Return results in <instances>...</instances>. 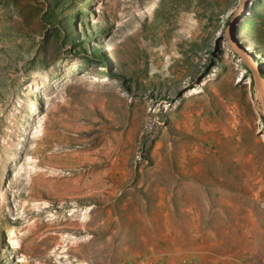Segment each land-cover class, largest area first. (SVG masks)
Returning a JSON list of instances; mask_svg holds the SVG:
<instances>
[{"label":"rangeland","instance_id":"374dc122","mask_svg":"<svg viewBox=\"0 0 264 264\" xmlns=\"http://www.w3.org/2000/svg\"><path fill=\"white\" fill-rule=\"evenodd\" d=\"M80 261L264 264V0H0V264Z\"/></svg>","mask_w":264,"mask_h":264},{"label":"bare ground","instance_id":"6f19581e","mask_svg":"<svg viewBox=\"0 0 264 264\" xmlns=\"http://www.w3.org/2000/svg\"><path fill=\"white\" fill-rule=\"evenodd\" d=\"M39 94H37V96H38ZM43 131V130H42ZM43 133V132H42ZM44 134V133H43ZM15 240H17V239H15ZM16 243H17V241H16ZM102 251L103 250H100V254L102 253ZM60 254H63V253H60ZM64 254H69V253H64ZM18 261H22V259H20V257L17 259ZM48 262V261H47ZM47 264V263H46ZM78 264H86V263H84V261H80Z\"/></svg>","mask_w":264,"mask_h":264}]
</instances>
